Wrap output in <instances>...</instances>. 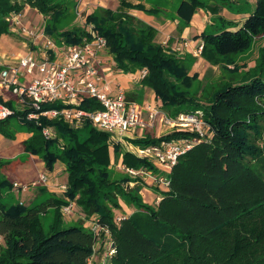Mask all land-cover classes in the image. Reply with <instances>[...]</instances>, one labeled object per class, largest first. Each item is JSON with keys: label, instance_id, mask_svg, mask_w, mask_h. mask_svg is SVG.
I'll list each match as a JSON object with an SVG mask.
<instances>
[{"label": "trees", "instance_id": "1", "mask_svg": "<svg viewBox=\"0 0 264 264\" xmlns=\"http://www.w3.org/2000/svg\"><path fill=\"white\" fill-rule=\"evenodd\" d=\"M76 5L77 0H0V37L10 35L8 18L22 14L26 7L46 19L44 30L56 44H82L91 40L93 31L105 39L116 70L145 71L139 83L153 91L167 115L175 118L197 107L213 137L179 156L168 175L169 190L152 206L142 202L140 185L128 187L135 180L126 174L112 178L110 171L112 156L121 158L126 167L153 169L145 158L122 152L107 132L88 120L80 127L60 118L28 120V110L16 109L8 100L5 105L13 114L0 120V135L14 140L16 133H29L22 142L24 153L37 156L47 171L62 163L66 200L32 206L10 202L7 196L13 186L1 172L10 160L0 158V264H90L100 237L107 239L104 232L96 235L83 226L90 217L107 229L114 246L107 264H264V43L252 66L241 69L233 63L230 77L205 91V86H194L196 75H188L183 58L155 44L153 27L126 13L137 10L151 15L158 8L119 0L112 20L111 12H106L108 22L95 12L86 15L87 30L67 27ZM220 7H211L205 0H181L176 9L179 34L198 9L212 10L216 21L199 37L200 57L213 66L219 65L221 56L243 53L256 38L264 37V0H256L241 25L218 16ZM203 96L205 101H198ZM62 107L53 102L42 110ZM78 107L99 109L96 101L88 99ZM46 127L53 130V138L43 135ZM191 137L194 134L187 130H173L129 141L144 148ZM118 198L136 212L117 223L113 210L120 208ZM69 202L79 208L84 221L64 220L62 208ZM49 207L51 219L45 231L42 217Z\"/></svg>", "mask_w": 264, "mask_h": 264}, {"label": "built area", "instance_id": "2", "mask_svg": "<svg viewBox=\"0 0 264 264\" xmlns=\"http://www.w3.org/2000/svg\"><path fill=\"white\" fill-rule=\"evenodd\" d=\"M19 16L20 14H14L8 18L10 29L20 24L18 28L24 36L41 39L44 32L23 26L19 22ZM45 47L46 50L38 57L34 52L29 51L14 61H0V98L2 99L0 120L13 114V109L5 105L10 98H2L5 92H10L16 97V103L23 104L20 110H28L26 112L28 120H36L40 116L47 119L60 118L75 127L88 120L96 129L107 132L111 142H119L128 132L136 134L139 130L144 132L158 126L187 130L193 133L194 137L163 141L159 145L141 148L137 153L127 150L138 158H145L153 166L151 170L134 169L123 164L116 165V168L133 180L141 176L147 177L149 179L147 185L157 187L162 193L170 188L168 175L179 156L201 142L211 141L213 133L203 120L201 112L180 113L172 118L159 107L147 108L128 101L121 86L112 87L106 74L112 70L110 66L104 68L107 59L102 56L106 50V41L95 32L91 31V40L82 44L57 47L48 39L45 41ZM201 48L202 43L199 45V51ZM84 99L96 101L99 109L88 111L79 109L78 106ZM53 102H58L63 107L42 110L44 104ZM42 133L45 138H53L55 135L49 127L43 128ZM140 136L141 133L136 135V137ZM46 183V175L40 174L29 184L12 182V186L14 189L24 191L30 186L46 185ZM60 188L66 190L65 185ZM74 206L73 202H69L62 208L63 214L71 215ZM91 218V220L87 219L90 222L86 227L96 235L104 232L109 238L107 229L101 227L95 217ZM121 219L123 217L115 220L119 222ZM107 251L108 256L115 253L112 244H109Z\"/></svg>", "mask_w": 264, "mask_h": 264}, {"label": "crops", "instance_id": "3", "mask_svg": "<svg viewBox=\"0 0 264 264\" xmlns=\"http://www.w3.org/2000/svg\"><path fill=\"white\" fill-rule=\"evenodd\" d=\"M128 1V0H126ZM130 2V1H128ZM101 3L110 9H119V0H103ZM132 3V2H130ZM142 2H135L132 4H137ZM172 3V1H171ZM151 6V5H150ZM240 7V4L236 5ZM145 8H148L147 6H144ZM152 8V7H149ZM159 9V12L156 14L148 15L142 11L137 10H127L126 13L135 17L136 19L144 22L145 24L153 27L156 30V40L157 42H160L161 46L164 48H167L169 51L173 52L177 56L181 57L186 61L189 56L196 59L198 62L201 60L204 61V63H207L204 59L200 57V51H199V45L202 43L201 38L199 37L201 33L204 30H207L210 25H213V23L216 21V18L214 15H209L206 13V11L202 9H198L194 15L191 18V21L187 27H185L182 32L179 34L177 33V24L179 22L178 17L176 16V11H167L164 10L161 7H155ZM177 9V8H176ZM24 10H33L29 7H26ZM227 10H231L229 6L225 3L221 9V11L218 13V16L223 18L227 21L236 22L237 24H242L243 21L249 16L247 15H238V14H229ZM40 15V14H39ZM41 16V15H40ZM42 17V16H41ZM229 30H235V29H229ZM176 31L177 37H175L174 33ZM7 35H3L0 37V61L1 62H11L14 61V58L12 56L21 55L24 54L25 51L23 49H20L19 51H15V45L12 42V40L9 39ZM14 51V52H12ZM12 52V53H11ZM16 52V53H15ZM107 59L112 60L110 55H106L103 53L102 55ZM112 62V61H111ZM238 65V63H237ZM109 64L106 63L104 65V68L108 67ZM251 66V65H250ZM249 66V67H250ZM232 68V66H229ZM239 68H244L241 64L238 65ZM214 68V67H212ZM111 70V69H110ZM112 72V73H111ZM107 72V76L109 78V81L111 82L112 87H116V85L121 86L127 97H131L135 95V97L142 95V101L141 103L145 105V107H153L156 105H160V101L155 98V95L153 91L147 87H142L139 83V80L143 76V71H137L136 74H122L120 71L115 70ZM136 75V76H135ZM133 93V94H132ZM3 99H6V97L3 95ZM134 102V101H133ZM150 107V108H151ZM169 133V132H168ZM30 136L29 133L26 132H20L15 134L14 140H6L4 137L0 135V158L1 159H14L17 160L18 157L24 155L22 142L26 140ZM132 139V138H129ZM121 159L117 163L121 164ZM114 161V158L112 156L111 162ZM8 166V165H7ZM15 169H8V167H5V169H2V174L8 178V176H12V179H8L11 183L17 182L19 184H29L33 181H35L40 174H45L47 177V183L46 185L39 184L36 187L29 188L26 191H20L12 189V194L15 192L16 196H18L17 202L23 203L26 206H32V205H40L41 203H44L48 200L54 199V200H66L64 197V191L60 188V186L65 185L66 186V179L67 175L64 170V165L60 162L55 163L52 171H47L44 168L43 162L37 157L33 155H27V158L25 161H17L15 164ZM8 170H10L8 172ZM149 182V180H147ZM134 185H140L141 190L140 194L143 196H146L147 200L149 201L150 205H157V203L161 200L164 193H162L160 190L151 187L146 184V182L143 181L142 178H137L135 181L131 183L130 187H133ZM22 194L23 196L20 198L19 195ZM9 196H7L8 199ZM145 198V199H146ZM16 202V201H15ZM76 210L80 214H73L71 216L65 217L64 220L66 222L70 221V223L77 222L78 220H83L82 214L79 210V208L75 205ZM52 208H48L46 211V215L50 214ZM129 210V209H128ZM123 213L121 216L123 218L128 217L127 212L122 209L120 210ZM119 211V212H120ZM92 218H88V220H91ZM87 219L85 220V223L83 222V226L88 225L90 221ZM100 240L97 246L100 244L98 253L93 255V257L90 259V262H93L94 264L98 263L95 262V260H102L104 255V250H106V243H104V238ZM106 239V238H105ZM3 246V238L0 236V247ZM101 251H103L102 254ZM101 255V256H100ZM107 257V256H105ZM108 259L103 262L104 264H107ZM92 263V264H93ZM102 264V263H98Z\"/></svg>", "mask_w": 264, "mask_h": 264}, {"label": "rangeland", "instance_id": "4", "mask_svg": "<svg viewBox=\"0 0 264 264\" xmlns=\"http://www.w3.org/2000/svg\"><path fill=\"white\" fill-rule=\"evenodd\" d=\"M102 1L103 0H77L76 8L74 10H71L72 11V18L70 19L67 27L79 26V27H84L87 30H89L90 26H86L85 23H84V20H85L86 15H88V14H90L92 12L97 13L99 15L100 20L102 22H108L109 19L105 15H106V12L109 11V13L110 12L111 13L108 14V15H109V18L112 20L113 17L116 15L114 13V11H117L119 9L113 10V9L107 8L106 6H108V5L104 6L103 3H101ZM128 1H130L132 3L142 2V4L144 6H147L148 8L149 7L155 8V7L159 6V7L163 8L164 10L172 11V12L176 11L177 6L181 2V0H128ZM171 1H172V3H171ZM205 2L209 3V5L211 7H213L216 4H220L221 7H220V10H218V13L221 11L223 5L226 3L227 6H229V8L231 9V10H227L229 12V14H231V15L232 14H238V15H247V16L250 15V13L253 12V10L255 8V4H256V0H205ZM238 4H240V7L237 6V8H235L236 5H238ZM104 9H106V11ZM204 11H206L207 14L212 15L211 14V11H212L211 9L206 8V9H204ZM18 18H19V22L23 26L29 27V28L30 27L31 28H37L40 32L42 30L44 33H43V36L41 37V39H39V40L38 39L28 38V37L24 36L21 33V31L19 30L18 27L20 26V24H18L17 26L14 25L13 28L10 29V35H7V36L10 37L9 39L12 40V42L14 43L15 51H17V50L19 51L20 49H23V51H25L24 53L32 51L38 57V56H40V54L42 52H44V50H46L45 49L46 48L45 47V41L46 40H48V39L52 40V42H54L56 44V40L53 39L51 36L47 35L45 30H44L45 20L46 19L44 17H41L37 11H35V10H24L23 13L20 14V16ZM64 23H66V22H64ZM38 34H39L38 37H40L41 36L40 33H38ZM174 34H175L174 36L177 37L178 34H176V31H175ZM46 38H48V39H46ZM154 42H155V44L161 45L160 42H157L156 35L154 37ZM263 43H264V37L256 38L253 41V43L250 46V48L248 50H246L245 52L237 54L235 56H230V57L229 56H221V62L219 63V65H216V66H213V65L209 64L208 62L204 63L203 60L198 62L196 60L197 58L194 59L193 57L189 56L187 59H185L186 60L185 62L189 66L188 75L190 77L196 75V80L194 82V86L195 87L199 86L201 88L205 86L204 89H205V91H207V89L210 86L216 87L218 85H221L225 80H227L230 77L231 73L229 71H230L231 68L229 66H233L232 65L233 63L234 64L238 63V65L241 64L244 68H248L250 65L252 66L255 63V61L258 59V57L260 56L259 55V47L261 45H263ZM56 45H57V47L65 46L64 44H58V42H57ZM164 49H166L168 51L167 48H164ZM12 52H14V51H12ZM104 54H105V56L108 55L106 50H105ZM22 55L23 54L12 56V57L14 59H16V58H19ZM111 61L107 57V63L111 67V70L115 71L116 69H115V67L113 65V61L112 62ZM6 62H8V61H6ZM212 67H214V68H212ZM131 74H127V75H131ZM134 74H136V72ZM139 82H140V80H139ZM198 95H200V93ZM4 96L10 98V102L12 103V105L16 109L17 108L18 109H22L23 108V104L16 103L17 102L16 101V97L14 95H12L10 92H5ZM125 96H126V94H125ZM126 99L128 101H134V102H136L139 105L145 106L144 104L141 103V101H142V95L141 94H140V97L139 96L135 97V95L134 96L131 95V97L129 98V97L126 96ZM197 99H198V101L200 100L201 102L205 101L204 96L203 97H197ZM156 107H159L160 110H162L161 104L159 106L156 105L155 108ZM187 110H189V111H184L183 113H187V112L188 113L189 112H192V113L201 112L200 110L197 109V107H195V110L192 109V108H187ZM71 126H73V125H71ZM176 130H181V129H176ZM172 131H173V129H171V128L158 126V127L153 128V129L144 130V132H142V130L141 131L139 130L138 133H141L140 137H144V136L159 137V136H162V135H164V134H166L168 132H172ZM138 133L131 134V133L128 132V133L125 134V136H123V138L119 142H113V143L111 142V143H112V145L113 144H119V146L121 147V151L122 152H124V151L127 152V150L128 151L132 150V152L134 151V152L137 153V152H139V150L141 148L143 149V147L131 144L130 141H129V138H132V139L140 138V137H136V135L138 136ZM6 140H8V139H6ZM259 143L261 144L262 142L260 141ZM111 150H112V146H111ZM27 155H28L27 153H24V155L18 157L17 160L9 158L8 160H10V163L6 167H8V169H13V168L15 169L14 166H15L16 162L17 161H25L26 158H27ZM119 159H121V158H119ZM119 159L118 160L114 159V161L111 162V164H110V171H111V174H112V178H121V177H123L125 175L123 171H121L120 169L116 168V165L119 164V163H117L119 161ZM120 161H121V164H122V160H120ZM142 170H144V168H142ZM9 171L10 170H8V172ZM139 178H142L144 182H147V180H149L147 177H144V176H141ZM7 179H9V180L12 179V176H8ZM129 185L131 186V183H129ZM129 185H128V187L130 188ZM32 187L33 186H30L27 189H25L24 191H26V190H28L29 188H32ZM34 187H36V186H34ZM154 188L157 189V187H154ZM15 190H17V189H15ZM20 191H22V190H20ZM139 195H140V198H141L142 202H144L146 204H149V201L147 200L146 196H143L140 193H139ZM22 196H23L22 194L19 195L20 198ZM8 200L10 202L17 201L18 200V196H16L15 192L13 194L11 193L9 195V197H8ZM117 201H118V204H119L120 208L117 209V210H113V214H114L115 219L118 218V217H122L121 215L124 214L123 211L122 212L120 211L122 209V207L127 212V215H131V214L136 212V208L133 205L126 204L120 198H118ZM152 206H156V205H152ZM74 213L75 214H80L76 210L75 206H74V212L71 215H73ZM120 213H122V214H120ZM71 215H69V216H71ZM66 217H68V216H66ZM50 219H51L50 214H47L45 217H42V225H43V228H44L45 231L47 230V227H48V225L50 223ZM68 222H70V221H68ZM70 225L71 224H66L65 227H68ZM85 226H87V225H85ZM102 239L103 238L100 237V240H102ZM104 243H106V246H105L106 250H104L105 251L104 255L102 254L103 251H101V253H100L103 256L101 258L102 260H99V261L95 260V262H98V263L100 262L102 264H104L103 262H105V260L108 259V251L107 250H108L109 244H111L110 240L108 238L107 239L104 238ZM99 246H100V244L96 248V254L98 253ZM105 256H107V257H105ZM92 263L93 262H90V264H92ZM98 263H96V264H98Z\"/></svg>", "mask_w": 264, "mask_h": 264}, {"label": "water", "instance_id": "5", "mask_svg": "<svg viewBox=\"0 0 264 264\" xmlns=\"http://www.w3.org/2000/svg\"><path fill=\"white\" fill-rule=\"evenodd\" d=\"M112 247H114V246L112 245Z\"/></svg>", "mask_w": 264, "mask_h": 264}]
</instances>
